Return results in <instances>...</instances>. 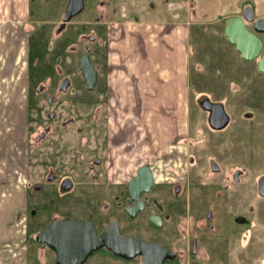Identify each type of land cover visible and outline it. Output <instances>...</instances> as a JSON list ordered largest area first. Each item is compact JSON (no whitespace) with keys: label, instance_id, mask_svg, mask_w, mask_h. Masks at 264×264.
<instances>
[{"label":"flooded vegetation","instance_id":"flooded-vegetation-1","mask_svg":"<svg viewBox=\"0 0 264 264\" xmlns=\"http://www.w3.org/2000/svg\"><path fill=\"white\" fill-rule=\"evenodd\" d=\"M172 1L161 4L170 8ZM39 4L29 11L35 19L30 31L51 23L50 39L63 54L56 64L59 82L40 83L34 97L32 87L25 88L28 171L21 186L14 184L23 192H14L21 208L12 223L19 264H31L34 254L38 264H264V48L247 61L226 37L233 17L264 20L254 2L206 23L195 22L190 6H181L185 20L175 15L189 30L202 24L206 33L214 30L225 58H232L230 51L235 56L223 58L231 73L218 71L236 77L231 93L238 99L248 94L252 106L239 108L234 118L227 98L214 101L198 91L193 102L204 116L172 120V144L161 161L157 154L148 161L144 108L130 104L125 84L130 29L158 20V0ZM244 22L264 43L255 30L264 23ZM21 23L25 28L28 20ZM33 98L46 110L33 111ZM208 103L224 107L226 126ZM228 137L235 139L231 149Z\"/></svg>","mask_w":264,"mask_h":264},{"label":"rangeland","instance_id":"rangeland-1","mask_svg":"<svg viewBox=\"0 0 264 264\" xmlns=\"http://www.w3.org/2000/svg\"><path fill=\"white\" fill-rule=\"evenodd\" d=\"M36 1L37 4H32L29 0H0V264H5V256L2 257L4 252L18 249L14 240L11 219L15 216L18 207H20L17 206L18 200L14 192H23V188H15L14 184L21 186L22 182L27 180L26 171H28L29 159L24 144L30 132L27 122L25 88L31 86V95L34 97L36 86L40 83L47 85L49 82L50 85L54 86L59 82L56 64H58V57L63 54L61 53L62 46L59 43L58 45L52 44V40L50 39L49 31L52 29L51 23L41 24L43 26L41 28L39 26L40 30H37L32 35L30 23L32 24L35 19L30 17L29 11L32 9V6L38 8V3L42 5L45 2V0ZM163 1L158 0V20L147 21L145 24L148 27L145 32L151 43L155 41L157 33L158 39L168 35L169 31L164 23L175 22L176 14L172 15V8L176 7L178 9L175 11L177 15L184 14L181 12V6L184 5L181 2L182 0L172 1L170 8L166 6L167 10L161 4ZM198 1L200 2V0ZM50 7H55V4L50 3ZM211 13L208 19L205 16L199 15L198 20L195 22H210L209 20L214 19L216 12ZM37 15L42 19L45 18L40 12ZM182 19L185 20V17ZM182 19H178V21L181 22ZM24 20H28L26 24V33L28 34L21 32V26H23L21 22ZM202 25L194 26L191 29L190 38L187 40L188 52H191V56L187 58L188 56H185L184 51H181L178 55L181 61L178 62L176 69L182 74L183 79L184 74L191 71L189 85L185 84L186 92L180 89V102H183L182 104L185 105L179 106V109L177 108L175 104L177 90L167 82L168 85L161 86V89L163 88L165 91V93L160 95L159 102H162L161 109L144 110V114L142 115V117L147 118L145 133L148 161L155 160L151 156L155 154L158 155V161H161L167 149L170 150L168 146L172 144L171 129L174 123L172 119L184 118L182 115H185V118L191 119L192 117L202 118L204 116L193 102L194 98H197L196 94L198 91L203 90L209 94L211 93L210 97L214 101L227 98V108L234 118L238 117L240 109H249L252 106L248 94L238 99L239 95L235 96L233 93L234 96L232 97L233 94L230 90L231 82L235 83L237 81L236 77L233 79L223 76L218 70L223 69L224 73L226 72L225 70L231 73V70L234 69L233 67L228 66L224 68L222 66L229 59H235V56H232V52L230 51L226 52V55H230L232 58H225V48L220 44H214L216 42L214 40L218 39V35L213 34L214 30H210V34L206 33L207 25ZM209 25L214 26L213 23ZM130 33L132 39L135 37L139 38V36L142 37L140 29L134 26L131 27ZM183 37H180L181 40ZM164 48L165 46H161L160 49L162 50L158 51V64L159 66H164L162 68L164 73H169L173 69L172 67L170 68L171 65L169 66L171 62H169V59L174 55L175 48H166V54ZM175 57L178 58L177 55ZM165 60H168L166 64H164ZM230 63L232 64L233 62L230 61ZM170 64L175 65L176 63L172 62ZM196 65L201 66V69L198 70ZM180 74L179 77H181ZM46 76H49V81H44ZM179 77L178 80H181ZM159 83H162V81H159ZM181 85L180 83L179 87ZM174 90L175 92H173ZM246 99L247 101L245 102ZM243 102L245 103L241 107L242 105L239 104ZM29 104L31 109L35 108L33 111L37 110L38 107L43 111L46 110V107L43 109L41 106L43 105L41 98H33V101ZM137 113H139V110L136 111ZM228 139L231 140H228L227 148L231 149L233 147L231 142L235 139L229 137ZM250 197H252V194H250ZM33 256L35 257V254L32 255L31 264H38L34 261ZM14 264L18 263L15 261Z\"/></svg>","mask_w":264,"mask_h":264},{"label":"crops","instance_id":"crops-1","mask_svg":"<svg viewBox=\"0 0 264 264\" xmlns=\"http://www.w3.org/2000/svg\"><path fill=\"white\" fill-rule=\"evenodd\" d=\"M246 1L249 0H200V2L198 0H182L181 2L184 4L183 6L186 7L190 6L194 8V11L196 15H198V17L199 15L200 16L202 15L205 16L206 19H208L209 15L212 14L211 12H216L214 14V18H215L219 14L228 15L233 13L234 11H239V9L242 7L244 3H246ZM252 1L254 2V5L256 7V13L258 14V16H264V0H252ZM213 20L210 19L209 21H213ZM174 21L175 22H173V24L171 25L166 22L164 23L169 31L168 35L164 38L160 37V39H158V33H157L155 41L151 43L146 35L145 31L148 27L145 25L143 29L140 30V33H142V37L141 36H139V38L135 37L130 42L131 47L129 51L130 52L129 75L125 76L130 80L128 79V82H126L125 84H127L130 87L129 102L131 105L139 104L146 111L161 109L162 102H159L160 95L162 93H165L164 89L163 88L161 89V86L168 85V83H170L171 86H174L177 90V95L175 96V104L177 108L181 105H185L182 104L183 102H180V94H181L180 92L181 90L186 92L187 89L185 87L186 86L185 84L189 85V79H190L189 76H191V71L185 73L183 79L182 74H180L178 69L176 68L178 67V62L181 61L179 59L180 57H178L181 51H184L185 56L186 57L188 56L187 58L191 56V52L190 51L188 52V45H187V40H189L190 38L191 29L189 30L188 26L182 24L183 22L178 21L177 18ZM21 30L25 34H28L26 33L27 32L26 27L25 28L22 27ZM181 36H184L182 40L180 38ZM161 46H165L164 48L165 54H166V48L168 47L175 48L174 55L169 59V62L171 61L170 63L174 62L176 64L173 65L169 63V66L171 65L170 68L171 67L173 68L171 69V71L169 70L170 71L169 73H164L162 70L164 66H159L158 64V51L162 50L160 49ZM138 48L140 52L135 51V49ZM176 55L178 58L175 57ZM167 61L168 60H165L164 64H166ZM199 65H196L198 70L201 69V66ZM179 74L181 75V77H179ZM178 77L181 78V80L180 79L178 80ZM159 81H162V83H159ZM180 83L182 85L179 87ZM231 84H232L231 89L235 90L237 85L234 82H231ZM167 88L169 87L167 86ZM173 92H175V90ZM136 93L138 94V97ZM182 116L185 118V115ZM146 120L147 118H145V122ZM19 208H21V206L18 207V209ZM11 220L13 223L14 216L12 217ZM20 255H22L21 251L11 250L4 252L2 254V257L5 256L4 258L5 264H14L15 261L19 264V261H21L19 259Z\"/></svg>","mask_w":264,"mask_h":264},{"label":"water","instance_id":"water-1","mask_svg":"<svg viewBox=\"0 0 264 264\" xmlns=\"http://www.w3.org/2000/svg\"><path fill=\"white\" fill-rule=\"evenodd\" d=\"M244 20L252 22L255 26L260 23H264V20L255 21L253 15L250 18L245 16L233 17L227 23L226 37L230 43L236 46L237 50L241 53L242 58L244 60L250 61L260 56L264 48V43L260 38H256L247 30ZM255 30L261 34H264V28L257 27ZM259 68L264 70V53L259 62ZM89 85L92 86L91 82H89ZM205 108L213 112L212 117L223 119V124L221 125L222 127L229 123L230 117L221 104L208 103V105H205ZM48 231L49 230L42 232L40 237L46 234Z\"/></svg>","mask_w":264,"mask_h":264}]
</instances>
